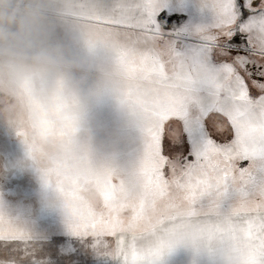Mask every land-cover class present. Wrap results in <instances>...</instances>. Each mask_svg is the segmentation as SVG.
<instances>
[{
  "label": "snow or ice",
  "instance_id": "6c2138e0",
  "mask_svg": "<svg viewBox=\"0 0 264 264\" xmlns=\"http://www.w3.org/2000/svg\"><path fill=\"white\" fill-rule=\"evenodd\" d=\"M89 7L143 148L127 171L82 154L43 173L69 230L118 264H160L180 245L209 264H264V0ZM58 114L40 110L42 138L75 131ZM31 239L0 210V264H36Z\"/></svg>",
  "mask_w": 264,
  "mask_h": 264
},
{
  "label": "clouds",
  "instance_id": "9594fccd",
  "mask_svg": "<svg viewBox=\"0 0 264 264\" xmlns=\"http://www.w3.org/2000/svg\"><path fill=\"white\" fill-rule=\"evenodd\" d=\"M91 0H0V125L26 145L44 172L87 154L78 134L80 87L95 75L92 95L113 98L135 122L122 101L113 49L97 38ZM82 45L84 56L73 52ZM74 76L76 78H74ZM55 107V124L75 121L73 133L42 138L40 110ZM88 155V154H87ZM89 156V155H88Z\"/></svg>",
  "mask_w": 264,
  "mask_h": 264
},
{
  "label": "rangeland",
  "instance_id": "374dc122",
  "mask_svg": "<svg viewBox=\"0 0 264 264\" xmlns=\"http://www.w3.org/2000/svg\"><path fill=\"white\" fill-rule=\"evenodd\" d=\"M100 5L103 7L105 0H100ZM72 50L80 56L88 54L82 45ZM111 68L115 69L114 61ZM95 83L96 77L91 75L79 89L78 134L93 161L127 171L142 155L140 131L113 98L91 94ZM0 186V210L30 236H61L63 243L66 238L68 245L79 248L85 264L102 258L105 250L91 237H78L69 230L59 193L46 183L23 141L3 125H0Z\"/></svg>",
  "mask_w": 264,
  "mask_h": 264
},
{
  "label": "crops",
  "instance_id": "0c3cea01",
  "mask_svg": "<svg viewBox=\"0 0 264 264\" xmlns=\"http://www.w3.org/2000/svg\"><path fill=\"white\" fill-rule=\"evenodd\" d=\"M31 237L28 247L34 252L36 264H85L79 248L68 245L66 238L63 243L61 236L36 234ZM74 240L76 239H72ZM90 251L94 255L95 250L91 248ZM193 251L191 247L177 246L161 258L160 264H209L206 256ZM29 264H33L31 259ZM86 264H118V262L105 251L101 259L96 258L93 263Z\"/></svg>",
  "mask_w": 264,
  "mask_h": 264
},
{
  "label": "trees",
  "instance_id": "16d2710c",
  "mask_svg": "<svg viewBox=\"0 0 264 264\" xmlns=\"http://www.w3.org/2000/svg\"><path fill=\"white\" fill-rule=\"evenodd\" d=\"M2 186H0V189H1Z\"/></svg>",
  "mask_w": 264,
  "mask_h": 264
}]
</instances>
